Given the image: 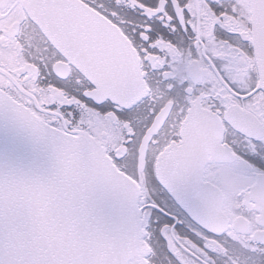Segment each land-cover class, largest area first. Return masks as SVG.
<instances>
[{"label": "snow or ice", "instance_id": "6c2138e0", "mask_svg": "<svg viewBox=\"0 0 264 264\" xmlns=\"http://www.w3.org/2000/svg\"><path fill=\"white\" fill-rule=\"evenodd\" d=\"M0 264H264V0H0Z\"/></svg>", "mask_w": 264, "mask_h": 264}]
</instances>
